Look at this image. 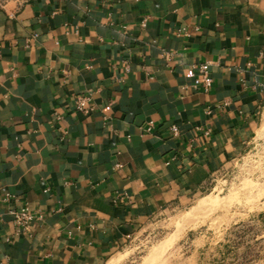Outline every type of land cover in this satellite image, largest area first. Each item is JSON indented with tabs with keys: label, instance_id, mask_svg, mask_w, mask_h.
Masks as SVG:
<instances>
[{
	"label": "crops",
	"instance_id": "obj_1",
	"mask_svg": "<svg viewBox=\"0 0 264 264\" xmlns=\"http://www.w3.org/2000/svg\"><path fill=\"white\" fill-rule=\"evenodd\" d=\"M263 110L264 0L0 3V264H107L202 198Z\"/></svg>",
	"mask_w": 264,
	"mask_h": 264
},
{
	"label": "rangeland",
	"instance_id": "obj_2",
	"mask_svg": "<svg viewBox=\"0 0 264 264\" xmlns=\"http://www.w3.org/2000/svg\"><path fill=\"white\" fill-rule=\"evenodd\" d=\"M107 264H264V118L202 198L150 220Z\"/></svg>",
	"mask_w": 264,
	"mask_h": 264
},
{
	"label": "built area",
	"instance_id": "obj_3",
	"mask_svg": "<svg viewBox=\"0 0 264 264\" xmlns=\"http://www.w3.org/2000/svg\"><path fill=\"white\" fill-rule=\"evenodd\" d=\"M197 75L192 83V88H201L203 92L209 93L213 87V78L210 73V63L206 62L196 67ZM76 108L78 111L89 114L92 112L93 107L89 97L79 96L76 100ZM172 132L175 136L179 135V129L177 126H172ZM206 135H210V131L204 132ZM16 225V232L21 233L25 231L30 223L34 219V215L28 205L22 206L20 209L13 212Z\"/></svg>",
	"mask_w": 264,
	"mask_h": 264
}]
</instances>
